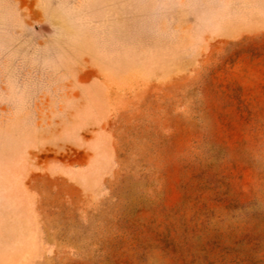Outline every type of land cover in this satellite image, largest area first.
I'll return each instance as SVG.
<instances>
[{
	"label": "rangeland",
	"instance_id": "rangeland-1",
	"mask_svg": "<svg viewBox=\"0 0 264 264\" xmlns=\"http://www.w3.org/2000/svg\"><path fill=\"white\" fill-rule=\"evenodd\" d=\"M0 264H264V0H0Z\"/></svg>",
	"mask_w": 264,
	"mask_h": 264
}]
</instances>
